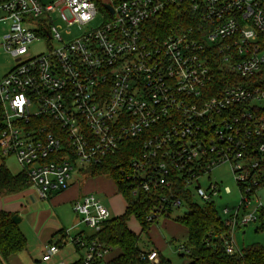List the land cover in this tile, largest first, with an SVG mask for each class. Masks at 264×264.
<instances>
[{"label":"built area","instance_id":"1","mask_svg":"<svg viewBox=\"0 0 264 264\" xmlns=\"http://www.w3.org/2000/svg\"><path fill=\"white\" fill-rule=\"evenodd\" d=\"M172 8L189 22L153 35L151 23ZM0 27V49L13 61L0 71V159L14 158L40 201L134 140L141 152L121 176L132 197L158 194L146 218L153 224L165 210L184 214L188 198L214 204L230 194L199 183L227 164L241 203L223 208L224 247L243 255L234 232L263 213L264 0H0ZM42 40L47 51L32 54ZM73 211L81 222L65 243L46 245L41 262L67 264L57 257L71 244L84 264H106L97 235L109 210L90 193ZM79 225L93 235L73 236ZM140 257L161 263L155 248Z\"/></svg>","mask_w":264,"mask_h":264},{"label":"trees","instance_id":"2","mask_svg":"<svg viewBox=\"0 0 264 264\" xmlns=\"http://www.w3.org/2000/svg\"><path fill=\"white\" fill-rule=\"evenodd\" d=\"M119 1V0H117ZM189 15L185 10L170 9L165 15L154 20L152 24L153 35L170 32L175 28L186 25ZM141 152L138 141H129L113 156L98 166L89 167L86 175L90 177H109L117 187L126 202L123 215L111 218L104 223L97 238L109 250L106 264H150L141 259V237L129 229L131 218L141 225L142 232L149 233L150 228L158 223L146 221L147 215L156 205L157 193L141 194L132 197L128 182L121 176V169H126L128 164L137 158ZM29 182L23 173L13 174L4 162L0 165V194H17L29 189ZM178 194V193H176ZM188 214H181L174 220L175 223L187 230V238L183 244L188 250L184 256L191 260L189 264H264V247L251 245L242 251L243 255H228L224 243L229 239V230L224 226L221 214L215 204H199L187 199ZM171 211L165 210L161 216L171 219ZM16 214L0 211V264L10 257L26 251L27 240L19 225L13 222ZM264 218V213L261 214ZM264 220V219H263ZM149 249V248H148ZM147 249V250H148ZM146 250V251H147ZM182 254V252H180ZM160 264H171L161 254ZM109 258V259H108ZM72 264H84L80 258Z\"/></svg>","mask_w":264,"mask_h":264},{"label":"rangeland","instance_id":"3","mask_svg":"<svg viewBox=\"0 0 264 264\" xmlns=\"http://www.w3.org/2000/svg\"><path fill=\"white\" fill-rule=\"evenodd\" d=\"M41 1L43 3H51L55 0H41ZM100 21L101 19L98 18L96 21H94L93 25L99 24ZM2 28L3 27H0V41L2 40V36H3ZM4 29H7V26H4ZM73 31L77 32V30L75 29ZM63 36L66 40H70L77 37V34H72L70 36L64 34ZM46 47H47L46 43L42 40L39 41L38 43H35L31 47L30 52L32 54L45 52L47 51ZM0 53H1L0 71L3 72V69L11 66L13 61L9 57L4 56L3 50L0 49ZM2 162L6 164L7 168L12 173H16L17 171L21 170L18 164L15 162L14 158L5 159V160L0 159V165ZM90 178L91 177L88 175H84V176L75 175V180H81L82 186L86 185L87 189L88 188L90 189V187L93 188L92 190L89 191H93V194L96 196V198L102 203V205H104L109 210L110 216L112 218L123 215V213L125 212V199L121 194H119L118 190L116 189L115 182H113L109 177H101L100 179L97 180L95 178V180L93 179L94 181L93 180L91 181ZM87 180L89 181V183L85 184ZM210 182L219 183L223 189L224 188L230 189V194H224L222 198L219 199L217 198L214 200V204L218 207L220 214L223 213V208L225 207H229L230 209H234L238 207V205L241 203V193L236 183L235 176L229 165L224 164L219 167H216L215 169L212 170L210 175H205L199 181L203 189H206ZM12 195L0 194L1 206H4L3 200ZM257 196L260 199V202L263 206V213H264V185L259 186ZM196 202L199 204H204V202L200 201L197 198H196ZM252 206H255V203H252L250 208ZM63 211L65 212L67 219L71 221L72 224V221L75 218V214L71 212L72 211L71 209L70 210L63 209ZM263 213L262 211H260L257 214L256 223H250L244 226L243 228H241L240 230L234 232L233 238L237 249L243 251L247 247L255 244L264 247V228H263L264 218L261 217V214ZM78 217H79L78 222H80V219H82V217L81 216ZM178 217H180V213L175 211L171 215V220L174 221ZM163 220L164 219H160L158 223L152 226L155 229H151L152 227L150 228V236L142 232L141 225L134 219L129 221L128 226L132 232L140 235L141 237L140 247L142 250H147L148 248L152 247L154 243V245L157 246V248L161 251L163 257L168 261H170L171 264H189L191 262L190 258L188 256H181L182 254L185 253L183 252L181 254L179 252L180 246L183 245L186 240L185 228L179 224L178 225L170 224L169 227L164 228ZM25 222L26 221L20 224L25 237L27 236L26 239L28 238V240H31L32 243H37L36 232L33 230V227L30 224L27 223L26 225ZM71 224L66 227L70 228ZM79 226L80 229H84L86 233L93 234V230H91L88 226L85 225H79ZM170 227L173 228V230ZM150 238L152 239L153 243L151 242ZM28 253H31V251H29ZM61 253L67 256L66 260H68L70 263H73L74 260L80 258L81 255L83 254L82 252H78L76 248L71 244L65 245L61 249Z\"/></svg>","mask_w":264,"mask_h":264},{"label":"crops","instance_id":"4","mask_svg":"<svg viewBox=\"0 0 264 264\" xmlns=\"http://www.w3.org/2000/svg\"><path fill=\"white\" fill-rule=\"evenodd\" d=\"M20 172L21 170L13 174H18ZM101 177H105V176L91 177L90 179L92 181L93 179L95 180V178L97 180L100 179ZM81 182H82L81 180H75L74 184L68 190L62 193L54 194L51 197V199L47 202L40 201L37 197V192L34 189H27L23 192L14 194L3 200L4 206H1L0 204V211H6L9 213L16 214L18 217L21 218L20 223H24V221H26L25 222L26 225L27 223L30 224L33 227V230L37 234V238H36L37 243H32L31 240H28L27 238L26 239L28 243L27 250L10 257L7 261H3L2 264H44L41 262V258L45 246L51 243L62 244V242L64 243L66 242L65 231L73 228L74 226H77L81 222V219L80 222H78L79 217L73 211L74 202L79 200L83 195L93 193V191H89L93 189L92 187H90V189L89 188L87 189L86 185L85 186L81 185ZM87 183H89L88 180L85 182V184ZM63 209L66 210L71 209L72 210L71 212L75 214V218L73 219L72 224L71 221L67 219ZM125 209H126V202H125ZM132 219L135 220V218H131L130 220ZM70 224L71 227L67 228L66 226H69ZM170 224L178 225L171 219L166 218L163 220L164 228L169 227ZM19 227L23 232L21 228V224H19ZM151 229H155V228L152 227ZM171 229L173 230V228ZM79 233H82L85 237H91L93 235L86 233L84 229H80V226L79 228H76L74 231H72L73 236ZM148 235L150 236V230ZM186 238H187V230H186ZM150 240L153 243L151 238ZM150 248H155L162 255L161 251L157 248V246L154 245V243L153 246ZM29 251H31V253H28ZM112 256H113L112 254H109L108 257L111 258ZM80 258L74 261L76 262ZM57 259L66 260L67 256L63 253H60ZM66 261L68 264H72L68 260ZM51 264H55V263H51Z\"/></svg>","mask_w":264,"mask_h":264},{"label":"water","instance_id":"5","mask_svg":"<svg viewBox=\"0 0 264 264\" xmlns=\"http://www.w3.org/2000/svg\"><path fill=\"white\" fill-rule=\"evenodd\" d=\"M105 7H106L107 10H109L111 13H113V9H112L111 7H109L108 5H106ZM182 213H184V214H188L189 211L186 210V209H183ZM13 222H14L15 224L19 225L20 222H21V218L18 217V216H14V217H13ZM181 256H184V254H182Z\"/></svg>","mask_w":264,"mask_h":264}]
</instances>
